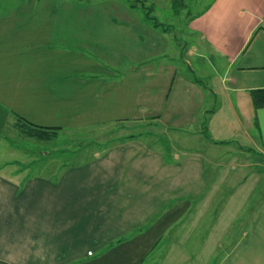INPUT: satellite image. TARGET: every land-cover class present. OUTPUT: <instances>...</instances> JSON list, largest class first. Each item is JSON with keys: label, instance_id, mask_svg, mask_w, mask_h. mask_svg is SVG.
<instances>
[{"label": "crops", "instance_id": "crops-1", "mask_svg": "<svg viewBox=\"0 0 264 264\" xmlns=\"http://www.w3.org/2000/svg\"><path fill=\"white\" fill-rule=\"evenodd\" d=\"M75 2L0 0V145L18 117L156 129L0 170V264H264V0H205L178 56L127 0Z\"/></svg>", "mask_w": 264, "mask_h": 264}, {"label": "rangeland", "instance_id": "rangeland-1", "mask_svg": "<svg viewBox=\"0 0 264 264\" xmlns=\"http://www.w3.org/2000/svg\"><path fill=\"white\" fill-rule=\"evenodd\" d=\"M75 1V3H77L78 0ZM204 3L205 0H184L183 4L179 3L180 5H175V3H173L171 6L169 5L162 9L159 8V6L153 4L151 0H148L147 5L150 11V18L146 17L148 22L144 21L147 9L136 7L134 11L138 13L143 18V21L150 26L152 24L156 25L157 23V25L162 26L163 29L166 28L165 30L172 29V31L165 34L166 37L171 41L170 45H168V48L166 47V43H162L166 47L165 51H167V55L165 56H171L170 54L172 53L173 55L178 56L180 51L182 54H185L188 46L190 45L189 43L191 38H189L188 35L185 34L186 32H184L188 23L187 18L199 12L201 8H203ZM154 28L156 27L154 26ZM171 32L174 35H172ZM155 50L156 49L154 47V51ZM168 52L170 53L168 54ZM195 58L199 59V57L196 56H189L187 61L190 59L193 61ZM176 62L178 63L179 68H181L183 71L188 69V65L186 63H182V61L179 60H176ZM194 72L196 75H198L196 71ZM11 124H13V122H10V124L6 127L5 137L2 139V143L0 145V163L2 164L3 162H8L0 169L1 172H4L5 174H10L11 172H16L17 170H19V173H22V171L24 173L45 171L46 168L42 167L41 165L54 167L57 165L59 160L69 159V161H71L86 156L84 151L82 152L83 154L80 155V150H83V148H85L84 150H89L87 148H90L91 150L92 146H100L102 144L104 146V144H112L119 141L121 138H123V136L136 134L140 131H144V129H146V131L156 129L154 126H152L156 124L155 121H141L138 122L137 125L110 122L104 125L88 126L72 131L56 127L59 129L57 130L56 136H53L48 140H39L34 136L25 135L22 131H20L18 128H14V126ZM44 127L51 128L49 126ZM10 131L11 134L9 133ZM163 136H165V139H168L167 135ZM172 137L178 139L176 134H174V136L172 134L171 138ZM143 139L148 142L153 141V139ZM215 148L216 147L214 146V149ZM220 154V149L213 151V157H219ZM49 155L54 158L53 160L48 161L51 164L44 163L49 159ZM253 155L255 159V156H258V154ZM46 156L48 157L45 159ZM257 159L261 162L260 169L264 171V154L262 153L259 157H257ZM29 160L31 163H29ZM22 163H27L29 165L25 167Z\"/></svg>", "mask_w": 264, "mask_h": 264}, {"label": "trees", "instance_id": "trees-1", "mask_svg": "<svg viewBox=\"0 0 264 264\" xmlns=\"http://www.w3.org/2000/svg\"><path fill=\"white\" fill-rule=\"evenodd\" d=\"M128 4L130 5V7L132 8H136V7H141L143 9H147L146 10V16L150 18V11H149V7L147 5V1L148 0H127ZM173 3H175V5H180L184 3V0H172ZM180 3V4H179ZM182 6V5H181ZM157 25V23H156ZM252 100L253 103L255 105V107L259 108L264 106V90L259 89V90H253L252 91ZM17 127L20 131H22L25 135L27 136H34L36 138H38L39 140L42 139H50L53 136H56L57 133V129L56 127H44V126H40L37 124H34L24 118H20L18 117L17 120ZM132 128V127H130ZM134 134H130L129 136H123V137H134Z\"/></svg>", "mask_w": 264, "mask_h": 264}]
</instances>
